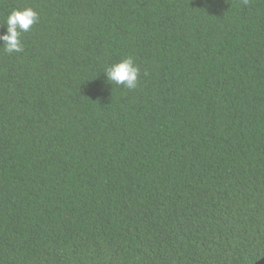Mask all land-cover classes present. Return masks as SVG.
<instances>
[{
	"label": "trees",
	"instance_id": "16d2710c",
	"mask_svg": "<svg viewBox=\"0 0 264 264\" xmlns=\"http://www.w3.org/2000/svg\"><path fill=\"white\" fill-rule=\"evenodd\" d=\"M0 264L264 257V0H0ZM6 27L0 26V32ZM131 57L135 89L107 81Z\"/></svg>",
	"mask_w": 264,
	"mask_h": 264
},
{
	"label": "clouds",
	"instance_id": "9594fccd",
	"mask_svg": "<svg viewBox=\"0 0 264 264\" xmlns=\"http://www.w3.org/2000/svg\"><path fill=\"white\" fill-rule=\"evenodd\" d=\"M38 19V13L30 7L11 11L4 23L0 25L6 27V31L0 32L3 51L7 54L22 52L21 36L24 32L29 31ZM103 73L112 85L132 90L137 86L140 71L133 59L127 57L108 66Z\"/></svg>",
	"mask_w": 264,
	"mask_h": 264
},
{
	"label": "water",
	"instance_id": "95a60500",
	"mask_svg": "<svg viewBox=\"0 0 264 264\" xmlns=\"http://www.w3.org/2000/svg\"><path fill=\"white\" fill-rule=\"evenodd\" d=\"M254 264H264V257L262 259H260L259 261H257L256 263Z\"/></svg>",
	"mask_w": 264,
	"mask_h": 264
}]
</instances>
